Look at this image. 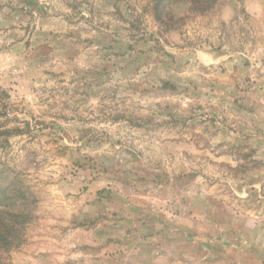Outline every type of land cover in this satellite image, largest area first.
<instances>
[{"label": "rangeland", "instance_id": "rangeland-1", "mask_svg": "<svg viewBox=\"0 0 264 264\" xmlns=\"http://www.w3.org/2000/svg\"><path fill=\"white\" fill-rule=\"evenodd\" d=\"M156 2L0 0V264H264V0Z\"/></svg>", "mask_w": 264, "mask_h": 264}, {"label": "trees", "instance_id": "trees-1", "mask_svg": "<svg viewBox=\"0 0 264 264\" xmlns=\"http://www.w3.org/2000/svg\"><path fill=\"white\" fill-rule=\"evenodd\" d=\"M165 5L166 4L164 3V0H157L155 7L156 8L164 7ZM9 190H10L9 185H6V186L0 185V192L2 191V193L4 194V196L0 195V206L3 204V201L5 199V195L7 192H9ZM6 198L9 199V197H6ZM12 201L13 202L10 204H16L15 202L17 201V197L15 195H14ZM7 208L10 209L11 207H7ZM8 209H6V207H0V211L2 210L1 211L2 214H0V242L4 241L3 246H10L11 244L16 243L14 240L17 237V235L22 231L23 227L20 226L21 222H18L20 225L15 227L17 222H15V220H13V219H17V218L23 217V215H25V214H23V213L21 214L19 212L14 213L11 210L9 211ZM6 211H7V213L4 214L3 212H6ZM10 221H12L13 224H11ZM12 236L15 237L13 240H11V238H13Z\"/></svg>", "mask_w": 264, "mask_h": 264}]
</instances>
